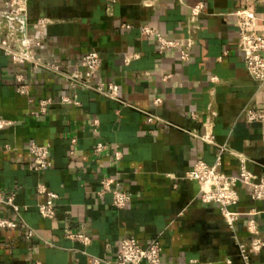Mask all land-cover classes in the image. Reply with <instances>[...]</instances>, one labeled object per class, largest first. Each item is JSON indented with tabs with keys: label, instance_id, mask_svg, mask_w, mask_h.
I'll list each match as a JSON object with an SVG mask.
<instances>
[{
	"label": "crops",
	"instance_id": "crops-1",
	"mask_svg": "<svg viewBox=\"0 0 264 264\" xmlns=\"http://www.w3.org/2000/svg\"><path fill=\"white\" fill-rule=\"evenodd\" d=\"M197 4L202 9L191 21ZM245 6L264 38V0L27 1L30 24L47 21L38 54L59 72L15 64L0 49V119L11 122L0 130V191L27 207L21 217L34 231L30 239L22 224L0 231V264H115L124 238L144 246L155 237L161 264H264V250L245 263L237 247L250 239L249 218L264 238V202L236 185L238 220L230 230L219 206L201 203L197 186L182 179L198 160L214 165L221 147L223 174H237L238 157L257 178L264 174V129L244 118V109L264 105V86L244 68L232 15ZM142 26L166 39H191L189 60H180L178 48L159 51ZM90 51L101 57L96 80L116 84L118 101L67 82L64 73L79 68ZM19 76L28 96L16 90ZM73 94L78 105L60 103ZM43 100L51 103L40 113ZM209 124L210 143L199 138ZM30 143L50 146V168L27 170ZM98 144L106 149L94 152ZM103 179L130 193L124 209L100 194ZM39 183L58 196L53 219L38 214ZM0 212L14 218L3 206ZM71 233L90 241L76 242Z\"/></svg>",
	"mask_w": 264,
	"mask_h": 264
},
{
	"label": "built area",
	"instance_id": "built-area-1",
	"mask_svg": "<svg viewBox=\"0 0 264 264\" xmlns=\"http://www.w3.org/2000/svg\"><path fill=\"white\" fill-rule=\"evenodd\" d=\"M27 1L5 0V9L0 13V49L15 64H28L33 69H52L59 72L57 66L45 63L38 54L45 38L47 21L45 19H38L33 24H30ZM244 1L247 5L255 0ZM201 9V4H197L191 8V21L196 20ZM232 15L236 20V49L241 54L244 68L254 81L264 86V38L256 31V17L246 6L233 12ZM127 27L129 28V26ZM140 32L143 35L154 36L158 43L159 51L178 48L180 60H189L192 45L191 39H186L185 43L166 39L147 26H142ZM124 61L128 63L129 59L126 58ZM100 67L101 57L99 53L97 51H90L82 56L79 68L70 73H64V76L74 90L79 88L101 95L106 99L118 101V86L116 84L96 80ZM16 81L17 92L28 96L29 86L25 80L19 76L16 78ZM50 103L51 100L41 101L40 113H44ZM60 103L67 105L79 104L76 94H73L71 97H60ZM160 103L161 100L159 98L154 100L155 105ZM244 118L246 122L257 123L264 129V105L244 109ZM10 124L11 122L0 119V130ZM199 138L204 142H212L211 124L206 127L205 134ZM261 143L264 150V132L261 137ZM6 149L9 150L10 147L6 146ZM104 149H106L104 145L98 144L94 148V152H101ZM223 150L224 147H221L214 165H208L204 161L198 160L183 175L182 179L197 186L198 193L196 198L201 203L219 206L220 214L227 228L232 230L238 220V214L232 210L239 201L236 185L245 186L251 200L264 202V174L259 178L253 175L246 167V161L242 157H238L239 170L236 175L227 176L223 174L219 170L220 155ZM27 151L31 157V161L27 166L29 172L38 174L51 167L49 145L30 143ZM115 159H119L118 152H115ZM101 187L100 194L109 193L111 195V204L115 209H124L129 204L131 200L130 193L119 189L118 183L114 180L103 179ZM36 194L41 197V201L36 205L39 216L43 219H53L55 217L58 196L50 191L44 183L37 184ZM0 206L5 207L14 217L11 218L0 212V231L13 230L22 224L25 227L24 237L26 239H30L34 235V231L24 224L21 217V212L25 211L27 207L16 204L13 195L4 196L0 191ZM246 229L250 236L249 241L247 244L238 243L237 245L239 255L245 263L251 255H257L264 250V238L259 237L256 223L252 218L247 220ZM68 237L82 244H87L90 241L89 237L80 233H71ZM161 253L162 247L158 237L153 238L144 246L139 245L134 239L124 238L120 242L115 264H161ZM94 262L97 264L99 260L95 259Z\"/></svg>",
	"mask_w": 264,
	"mask_h": 264
},
{
	"label": "water",
	"instance_id": "water-1",
	"mask_svg": "<svg viewBox=\"0 0 264 264\" xmlns=\"http://www.w3.org/2000/svg\"><path fill=\"white\" fill-rule=\"evenodd\" d=\"M262 165L264 166V163Z\"/></svg>",
	"mask_w": 264,
	"mask_h": 264
}]
</instances>
